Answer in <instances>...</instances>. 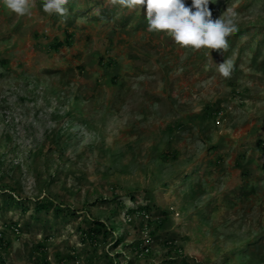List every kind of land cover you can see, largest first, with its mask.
I'll list each match as a JSON object with an SVG mask.
<instances>
[{"label":"rangeland","instance_id":"374dc122","mask_svg":"<svg viewBox=\"0 0 264 264\" xmlns=\"http://www.w3.org/2000/svg\"><path fill=\"white\" fill-rule=\"evenodd\" d=\"M43 3H0V264H264V0H210L226 50Z\"/></svg>","mask_w":264,"mask_h":264},{"label":"clouds","instance_id":"9594fccd","mask_svg":"<svg viewBox=\"0 0 264 264\" xmlns=\"http://www.w3.org/2000/svg\"><path fill=\"white\" fill-rule=\"evenodd\" d=\"M0 3L17 15H31L29 0H0ZM67 3L68 0H44L42 8L49 14L64 15ZM118 3L129 9L144 6L149 31H165L182 47L226 50L227 37L237 28L234 13L212 18L210 0H191L190 5L186 0H118ZM232 69L231 61L218 64L224 77H229Z\"/></svg>","mask_w":264,"mask_h":264},{"label":"trees","instance_id":"16d2710c","mask_svg":"<svg viewBox=\"0 0 264 264\" xmlns=\"http://www.w3.org/2000/svg\"><path fill=\"white\" fill-rule=\"evenodd\" d=\"M60 44H61L60 42H57V43H55V46L59 47ZM47 204H48V202L46 203V202L41 201L40 203L37 204L38 209L42 210V209L46 208L48 206ZM94 225L95 226L91 227V229L88 231V234H87V236L90 237L91 239H95V237H97V234H99L101 232H106V230H107L104 221H101L98 219L94 220ZM1 240L3 241L4 239H1ZM117 241H118V239H117ZM166 242L172 243V241H170V242L166 241ZM185 263L191 264V263H188L187 261H185Z\"/></svg>","mask_w":264,"mask_h":264}]
</instances>
